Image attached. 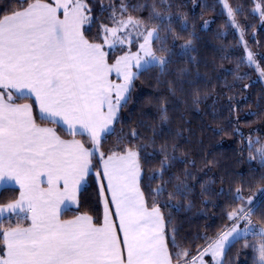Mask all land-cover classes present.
Returning a JSON list of instances; mask_svg holds the SVG:
<instances>
[{"label":"snow or ice","instance_id":"6c2138e0","mask_svg":"<svg viewBox=\"0 0 264 264\" xmlns=\"http://www.w3.org/2000/svg\"><path fill=\"white\" fill-rule=\"evenodd\" d=\"M18 2L27 6L0 17V187L19 186V198L0 206V264H173L166 222L155 203L150 209L147 205L140 189L139 153L131 148L122 153L113 151L106 159L100 152L119 234L107 201L100 224L86 214L60 219L64 209L77 204L101 140L114 132L113 124L127 104L137 76L130 69L146 70L167 63L165 56H157L153 49L154 42H161L159 26L148 28L131 16L118 20L113 13L115 26H101L105 44L110 49L132 44L134 31L138 51L125 52L109 65L103 46L90 43L81 31L88 19L84 0ZM224 6L233 17L227 0ZM124 11L127 6L122 3ZM254 11L264 16L260 3ZM150 19L163 23L155 6ZM191 43L189 40L182 47L187 49ZM247 60L256 64L251 52ZM113 71L122 83L109 80ZM16 99H32L41 121L63 126L73 137L87 136L91 147L76 139L63 140L54 129L39 126L33 104H17ZM254 143L259 144V139L253 142L249 138L250 149ZM255 151L256 156L250 154V159L258 158L264 166V144ZM43 184L47 187H41ZM163 192L158 186L153 196ZM176 193H180L179 186ZM168 195L172 199L174 194ZM234 199L240 206L228 213L232 221L229 230L207 243L199 257L185 259L184 264H197L198 260L205 264L203 256L209 254L212 264H223L219 257L249 234L260 238L259 246H244L257 253L254 264H264V226L252 222L254 215L264 213V188L247 199L237 188ZM13 216L30 221L29 226L3 229L4 220ZM170 239L179 249L175 229ZM187 256V250L177 251V264Z\"/></svg>","mask_w":264,"mask_h":264},{"label":"trees","instance_id":"16d2710c","mask_svg":"<svg viewBox=\"0 0 264 264\" xmlns=\"http://www.w3.org/2000/svg\"><path fill=\"white\" fill-rule=\"evenodd\" d=\"M84 2L88 22L83 31L91 42L106 47L101 26H115L113 13L118 20L131 16L148 28L159 26L161 42H154V51L165 56L167 63L142 69L132 81L128 102L118 113L113 134L101 140L77 204L61 216L67 220L85 213L102 223L104 209L96 177L102 164L100 152L106 158L113 151L131 148L139 153L140 188L147 205L151 208L155 203L166 222L173 264H177L175 253L187 250L188 256L179 261L183 263L231 227L228 213L240 206L234 199L237 188L245 199L264 188V166L258 158L250 159L264 144V16L254 11L257 3L264 7V0H227L233 17L222 0ZM122 3L127 6L123 13ZM26 6L18 0H0V17ZM153 6L163 23L150 19ZM189 40L191 45L184 49ZM247 47L256 64L248 63ZM126 51L125 46L107 49L109 63ZM24 100L34 103L32 99L15 101ZM33 109L38 124L54 125L62 136H71L63 127L41 121L35 104ZM80 137L91 147L87 136ZM249 138L260 143L250 149ZM158 186L164 192L154 197ZM169 193L174 194L172 199ZM18 197V188L5 187L0 191V204ZM252 220L264 226V213ZM28 222L13 216L4 220L3 229ZM172 229L179 249L171 244ZM245 243L259 246L260 238L249 234L234 242L223 264H254L257 253Z\"/></svg>","mask_w":264,"mask_h":264},{"label":"crops","instance_id":"0c3cea01","mask_svg":"<svg viewBox=\"0 0 264 264\" xmlns=\"http://www.w3.org/2000/svg\"><path fill=\"white\" fill-rule=\"evenodd\" d=\"M32 2H35V1H32ZM42 2H46V3H52V0L51 1H46V0H42ZM86 14V13H85ZM60 18L62 19L63 18V14H62V12L60 13ZM83 26H85L84 25V23H83V25L81 26V31H82V33H83V35H84V37L90 42V43H96V42H91L89 39H88V37H86L85 36V34H84V31H83ZM96 44H100V43H96ZM102 45V44H101ZM103 46V50L105 51V52H107V49H106V47L104 46V45H102ZM110 61H108V57H107V63L109 64V65H111V63H109ZM112 64H114V63H112ZM109 80L112 82V83H114V84H119V83H122L123 81H122V78L121 77H119V76H117V74H116V72L115 71H113L112 73H110V75H109ZM15 95V94H14ZM15 103H17V104H25V103H28V104H34V103H32V101L31 100H24V101H15ZM33 114H34V109H33ZM35 115V114H34ZM38 124V123H37ZM39 126H41V127H48V128H52V129H54L55 131H56V134L58 135V136H60V138L61 139H63V140H72V139H76V140H79V141H81V142H83L84 143V141H83V139H81V137L79 136V135H77V136H75V137H73V136H69V137H64V136H62L61 134H59V132L57 131V127H55L54 125H42V124H38ZM61 127H63V126H61ZM63 129L66 131V129L63 127ZM67 132V131H66ZM68 133V132H67ZM107 158V157H106ZM105 158V159H106ZM102 163V162H101ZM100 176L99 177H97V182H98V185L100 186L99 187V189H100V193H101V187L103 186V195L101 194V201H102V207H103V209H104V202L105 201H107L108 202V208H109V213H110V219L116 224V230H117V233L119 234V222H118V219H117V217L115 216V209H114V206L111 204V194L108 192V190H107V181H106V179L103 177V168H102V164H101V169H100ZM87 178V177H86ZM141 178V177H140ZM86 181V180H85ZM84 186V185H83ZM82 186V187H83ZM5 187H16V188H18L19 189V186L18 185H15V184H12V185H5V186H3V187H0V191L3 189V188H5ZM41 187H47V185L46 184H43V185H41ZM141 189V188H140ZM142 191V190H141ZM79 197V196H78ZM19 198V197H18ZM17 198V199H18ZM15 201V200H14ZM13 202V201H12ZM8 204V203H7ZM4 205H6V204H4ZM76 204H74L73 206H75ZM0 206H3L2 204H0ZM72 206V207H73ZM150 209V208H149ZM65 210V209H64ZM63 210V211H64ZM62 211V212H63ZM62 212H61V214H60V219L62 220V221H67V220H72V219H74L76 216H78V215H83V214H85V213H81V214H78V215H76V216H74V217H72V218H68L67 220L66 219H64V218H62ZM86 215H88V214H86ZM89 216V215H88ZM103 217H104V210H103ZM29 224H30V221L28 222V224H26V225H21V227H28L29 226ZM242 227V226H241ZM122 235V234H121Z\"/></svg>","mask_w":264,"mask_h":264},{"label":"rangeland","instance_id":"374dc122","mask_svg":"<svg viewBox=\"0 0 264 264\" xmlns=\"http://www.w3.org/2000/svg\"><path fill=\"white\" fill-rule=\"evenodd\" d=\"M223 2L222 3H224L225 4V0H222ZM85 3V2H84ZM86 15V14H85ZM123 19H127V17L126 18H123ZM136 19V18H135ZM86 23L88 22V19L85 21ZM143 30V29H142ZM122 34V33H121ZM135 32L133 31V36H132V39H133V43L132 44H127V43H125V47H127V51L126 52H128V51H131V52H136V51H138V43L135 41ZM111 40H112V37H110L109 36V43H111ZM140 42H142V40L140 41ZM245 42V41H244ZM106 45V47H107V49L108 50H114V49H110L109 47H108V45L107 44H105ZM245 45H247L246 44V42H245ZM117 47H119V46H117ZM116 47V48H117ZM153 49H154V43H153ZM247 50L249 51V48L247 47ZM250 52V51H249ZM123 55V54H122ZM157 55V54H156ZM121 56V55H120ZM157 56H159V55H157ZM118 58V57H117ZM115 63V62H114ZM133 63H135V62H133ZM132 72H135V73H139L142 69H136L135 67H132L131 69H130ZM253 223L254 224H256L254 221H253ZM241 225H243V224H241ZM241 225H240V227H241ZM229 230V229H228ZM228 230H226V231H228ZM205 247H207V246H205ZM204 247V248H205ZM227 250V249H226ZM203 251V250H202ZM226 252V251H225ZM224 255H225V253L221 256V257H219V259H222L223 260V258H224ZM193 257H199V255H197V256H193ZM193 257H191L190 259H188V260H192V258ZM203 260H204V262H205V264H212V257H211V255L209 254V255H205V256H203ZM180 264H184V262L183 263H180ZM197 264H199V260L197 261Z\"/></svg>","mask_w":264,"mask_h":264},{"label":"built area","instance_id":"2783aa9c","mask_svg":"<svg viewBox=\"0 0 264 264\" xmlns=\"http://www.w3.org/2000/svg\"><path fill=\"white\" fill-rule=\"evenodd\" d=\"M253 222V221H252Z\"/></svg>","mask_w":264,"mask_h":264}]
</instances>
